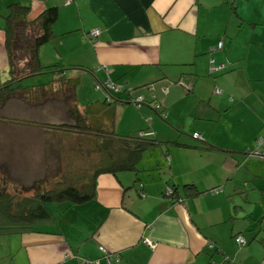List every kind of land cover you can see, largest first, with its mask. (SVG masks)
<instances>
[{
  "label": "crops",
  "instance_id": "obj_1",
  "mask_svg": "<svg viewBox=\"0 0 264 264\" xmlns=\"http://www.w3.org/2000/svg\"><path fill=\"white\" fill-rule=\"evenodd\" d=\"M12 2L27 7L26 20L56 7L51 35L36 50L41 64L55 67L42 70L50 74L46 80L26 85H45L42 94L35 97L33 88L29 98L15 92L2 104L15 97L47 108L42 120L23 121L71 123L69 104L103 103L105 91L96 84L107 79L134 88L113 104L114 133L141 130L159 142L140 154L136 172L97 174L88 202H53V223L0 235V264L95 258L105 264L98 246L117 254L112 264H253V242L263 244L264 237V158L245 153L264 138V0H0V86L10 79L3 27ZM94 28L98 33L88 40ZM25 58L22 67L17 61V75L27 70ZM210 64L218 70L209 72ZM150 82L149 91L155 86L162 94L136 90ZM136 95L144 99L138 107L129 102ZM23 124L39 130L24 127L9 149L15 157L35 158L44 144L57 147L53 141L63 137L60 130ZM31 162L24 165L41 169L28 180L46 176L52 182L62 173L57 159L50 166ZM187 183L198 193L184 196ZM167 186L182 199L165 195ZM234 235L245 241L238 250Z\"/></svg>",
  "mask_w": 264,
  "mask_h": 264
},
{
  "label": "trees",
  "instance_id": "obj_2",
  "mask_svg": "<svg viewBox=\"0 0 264 264\" xmlns=\"http://www.w3.org/2000/svg\"><path fill=\"white\" fill-rule=\"evenodd\" d=\"M7 7L8 12L4 17L5 23L3 32L4 48L9 66L10 79L0 86V105L8 95L15 92L27 96L28 98L33 96V86H22L20 81L25 76L42 73V70L46 68L55 67L41 64L37 58L36 50L38 46L45 43L51 35L50 27L56 19V7H46L31 20H26L25 18L27 11L26 6L12 2L9 3ZM22 23L28 25L27 31L21 28ZM20 50L26 55L24 66L27 70L24 74L17 75L18 52ZM216 70H218V68ZM213 71L209 70V72ZM60 83L61 85H65L68 89L69 86L66 79H62ZM150 84L152 85L153 83L150 82L141 87H147ZM119 85H121V88L117 92H111L105 88L103 89L105 91L106 100H104L103 103L88 104L84 107H80L78 104L71 102L67 109L72 119L71 123L44 124L23 120L20 121V123H32L54 130H60L65 133H73L76 135L75 138H79L78 141L83 140L80 148H78V150L76 149V153H79L80 150L82 153L86 151V157L90 156V158L87 168H83L77 173L62 172L59 178L52 182L37 179L30 185L23 186L22 188L20 187L17 190L14 189L13 185L11 186L8 183L9 180H7L5 172L1 170L0 235L34 231L40 229L44 225L53 223L54 217L46 208V204L49 202H69L73 205H81L88 202L95 195V184L93 180L99 173L116 175L119 171L136 172L138 170L140 154L159 141L154 137H150L151 135H148L147 132L141 130L134 135L126 136H120L114 133L112 129L114 120L113 104L122 102L120 101V95L122 93L129 94L134 89L123 83ZM45 88V85L36 86L34 89L36 93L35 97L37 94L40 95L46 91ZM70 89L72 88L70 87L69 90ZM136 96L131 97L129 102L134 104L132 101ZM143 103L144 99L139 106ZM151 107L157 111L160 117L164 118L165 111L161 104L153 101ZM161 113L164 115H161ZM196 139L201 138L199 137ZM245 154H247V152ZM167 187L170 188L169 186ZM166 188L164 189L165 195L171 198L179 197L182 199L181 195H178L172 188H170L171 192L166 193ZM182 189L184 196H192L198 193V190H196L191 183L184 184ZM209 191H217V189L212 188ZM235 236L236 235L233 236V240ZM100 251L103 253V258L105 255L117 256V254L105 252L104 249ZM82 260H97V264L99 261L97 258L80 259L77 263ZM229 264L236 263L229 260Z\"/></svg>",
  "mask_w": 264,
  "mask_h": 264
},
{
  "label": "rangeland",
  "instance_id": "obj_3",
  "mask_svg": "<svg viewBox=\"0 0 264 264\" xmlns=\"http://www.w3.org/2000/svg\"><path fill=\"white\" fill-rule=\"evenodd\" d=\"M18 57L20 61V66H23V57L24 53L23 51L18 52ZM47 72V71H46ZM49 73H41V75H33V76H28L22 80V83L24 85L33 83V81L38 80H46L47 76H49ZM136 90H139L140 93H146L149 95L150 93L153 94L155 97L158 94L161 93V89L158 87H154L153 90L150 92L149 87H142L138 88ZM11 98V97H10ZM27 105V106H26ZM47 111V108L43 107V105L40 106H33L31 103L27 104L25 102L19 101L17 98H11L7 102L5 101V104L0 105V170H3L5 172L7 180H9V184L13 187L15 190L18 188H22L23 186H28L30 185L34 180H37L34 178V180H28L32 179L33 177H37L36 170H40L41 168H35L33 169L32 167H28L24 164H29L31 165V161H38V164L44 165L47 164L50 166V161L52 159H57V161L60 163V167L62 172H70V173H77L79 170L83 168H87L88 163H89V158L90 156L86 157V151L84 153L79 151V153H75L76 149L80 148V145L82 144L83 140L78 141L79 138L71 137L70 135H67L65 137V132L61 131L60 134L63 136L60 142L58 141H53V144H55L57 147H48L47 144H44L42 147V150H38V154L35 155V158H19L15 157L13 155V151H10L9 149L11 148V143L14 142L16 143L18 140L21 139L22 134L26 133V128H30V133L36 132L33 130H39L36 129L35 127L32 126H24V124L20 121L21 118L25 119H30V120H36L38 121L39 119L42 120L44 115L43 112ZM123 114L122 116H124ZM21 116V117H20ZM116 116L118 117V113L116 112ZM156 121H160V118L156 115H154ZM58 119V118H57ZM161 122V121H160ZM59 132V131H58ZM58 136V133L56 134ZM59 144V146H58ZM9 150V151H8ZM32 151V150H31ZM7 153V154H6ZM52 155H56L54 158H52ZM37 156H40L42 158H37ZM26 159H29L26 160ZM4 162L6 164L4 165ZM20 163V164H19ZM54 166H58L57 163L54 161ZM43 168L46 166H42ZM58 168V167H56ZM21 169V170H20ZM20 170L23 171L21 173H18L16 175V171ZM27 171V172H26ZM33 172L34 175H33ZM12 174V175H11ZM22 178V179H18ZM39 179L48 181L46 180V176L40 177ZM51 204L53 202H49L46 204V208L49 209L51 208ZM55 204V203H54ZM50 210V209H49ZM240 214H238L239 216ZM264 221L261 222L262 227H264L263 224ZM259 224L257 223L256 226ZM259 237L263 235L262 229L257 232ZM258 237V238H259ZM257 239L256 241H258ZM256 241L253 242V246L255 247L252 252L255 255V257H252L253 264H260L264 263V243L261 244L260 242L257 243ZM237 250L240 249L241 247L236 244L234 245ZM238 252V251H237ZM234 258V257H233ZM237 264H240L237 262Z\"/></svg>",
  "mask_w": 264,
  "mask_h": 264
},
{
  "label": "built area",
  "instance_id": "obj_4",
  "mask_svg": "<svg viewBox=\"0 0 264 264\" xmlns=\"http://www.w3.org/2000/svg\"><path fill=\"white\" fill-rule=\"evenodd\" d=\"M70 2V0H65V4H68ZM98 33V29L94 28V29H91L90 31H88L87 33V38L88 40H92L94 39V37L97 35ZM221 45V42L219 41L217 43V48H219ZM218 67L217 66H214V65H210L209 66V70L210 71H213V70H216ZM97 86H100L102 87V89H106L108 91H111V92H117L118 90H120L121 88V85L119 84H116L110 80H104L102 81L101 83H98L96 84ZM142 96L140 95H137L134 99H133V103L136 105V106H139V104H141L142 102ZM161 115H164L163 113H161ZM191 136L193 138H199V134L197 132H193L191 134ZM247 155L248 156H252V157H261L263 158L264 157V138L262 137H257L256 140H255V146L251 149H249L247 151ZM166 193H169L171 192L170 191V188H166L165 190ZM234 241L237 243V244H243L244 243V239L242 238V236L240 235H236L234 237ZM143 242L145 244H147L148 246L152 247L153 246V243L149 240H147L146 238H143ZM99 249L103 251L102 247L99 246ZM64 256L66 257L67 256V253L64 254ZM118 258L117 256H112V255H105L104 256V263L105 264H112V262H115L117 261ZM77 264H97V260H94V261H90V260H82V261H79ZM263 264V263H262Z\"/></svg>",
  "mask_w": 264,
  "mask_h": 264
}]
</instances>
